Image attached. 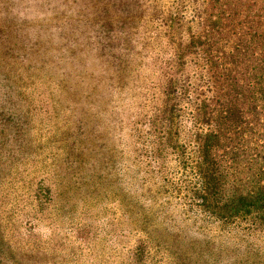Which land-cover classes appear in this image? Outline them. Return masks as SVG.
<instances>
[{
    "label": "trees",
    "instance_id": "obj_1",
    "mask_svg": "<svg viewBox=\"0 0 264 264\" xmlns=\"http://www.w3.org/2000/svg\"><path fill=\"white\" fill-rule=\"evenodd\" d=\"M1 6L0 184L46 163L35 212L75 232L111 193L108 264H264V0ZM49 100L40 153L26 104ZM95 237L16 247L0 226V264H80Z\"/></svg>",
    "mask_w": 264,
    "mask_h": 264
},
{
    "label": "rangeland",
    "instance_id": "obj_2",
    "mask_svg": "<svg viewBox=\"0 0 264 264\" xmlns=\"http://www.w3.org/2000/svg\"><path fill=\"white\" fill-rule=\"evenodd\" d=\"M26 1L0 0V10H2L1 3L7 4V8L13 13L18 11L22 15L24 14ZM31 10L32 8H28V12ZM43 98L48 100L47 95H44ZM26 105L30 106L33 110V114L31 115L32 123H30V126H33L32 133L38 131L42 134L41 139L36 140L34 143L39 145L35 151L47 153L50 147L47 146L45 148L49 143L43 137L46 134V128L53 123L57 124V121L62 118L63 114L59 111L58 104L51 103L50 100L47 103L35 102ZM54 111H59L57 120L53 118ZM32 137L34 138V136ZM123 141L121 138L118 143L116 139L115 144L121 148ZM120 151L121 155L119 161L116 163L120 170L119 178H122L124 169L120 168L126 165L125 162L127 160L125 154L122 152V148ZM45 164L31 161L29 163H19L15 172H10L6 175L3 183L0 184V226L5 231L6 237L10 240L8 242L18 247L32 241H39L40 243H45V245H48V242L51 241L58 250L68 251L72 247L73 250L79 252L80 249L85 248L87 245L89 236L95 234L94 240H96L94 243H97L96 250L83 249L84 251L92 252V254L81 258L80 264H108L110 262L108 254L115 252L112 249V243L116 239V237H113L114 235L112 236L113 232L109 233L112 225L108 224L106 226L108 220H113L114 208L111 193L103 201L105 203L104 207L99 211H95L89 218L92 223L90 230L86 231L85 229L82 232L70 231L71 228H68L67 222L64 221L59 225H53L50 223V218L54 213L53 206L48 205L40 211L35 212V210L39 209L38 205L36 206L37 202L34 196H32L33 190L39 183L40 178H42L39 171L34 172L33 170L36 169L35 166L41 167ZM78 220L82 221L83 219H80L79 216L75 217V221ZM123 236H118V241H120L121 245L125 242ZM118 247L120 246H117L116 249Z\"/></svg>",
    "mask_w": 264,
    "mask_h": 264
}]
</instances>
